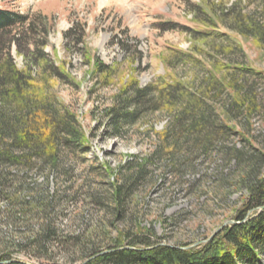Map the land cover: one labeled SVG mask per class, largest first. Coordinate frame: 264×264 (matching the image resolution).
Instances as JSON below:
<instances>
[{
  "label": "rangeland",
  "instance_id": "obj_1",
  "mask_svg": "<svg viewBox=\"0 0 264 264\" xmlns=\"http://www.w3.org/2000/svg\"><path fill=\"white\" fill-rule=\"evenodd\" d=\"M0 8L27 14L34 30L42 18L51 24L44 53L75 80L55 83L57 97L85 135L82 145L60 149L57 170L12 171L15 187L0 190V259L82 264L131 244L192 249L233 221L247 196L243 176H264V0H0ZM246 16L253 34L261 29L260 43L235 31L236 17L248 27ZM73 26L74 38L65 39ZM24 39L25 47L41 40L30 30ZM229 44L226 58L220 52ZM91 59L108 73L96 75ZM213 62L253 71L228 75L254 100L249 114L230 106L228 90L210 95L213 121H225L229 105L236 133L222 128L205 141L177 131L168 139L173 155H155L167 123L158 111L113 137L106 115L131 80L140 87L178 80L196 95L210 74H225Z\"/></svg>",
  "mask_w": 264,
  "mask_h": 264
},
{
  "label": "trees",
  "instance_id": "obj_2",
  "mask_svg": "<svg viewBox=\"0 0 264 264\" xmlns=\"http://www.w3.org/2000/svg\"><path fill=\"white\" fill-rule=\"evenodd\" d=\"M247 18V16H246ZM40 22V30L32 28L33 23L27 14L15 13L0 8V190L7 191L15 187L12 171H34L45 169L54 171L59 168L60 149L69 144L82 145L85 135L79 127L75 114L57 97L55 83L75 84L64 64L55 66L44 53L48 46L47 35L51 24ZM246 27L239 17L235 18V31L242 36H253L260 43L262 31L256 27L253 34L252 20ZM210 22V20H209ZM211 23V22H210ZM250 24V25H249ZM208 25V23H207ZM30 30L32 37L38 41H25L26 31ZM73 26L65 39H73ZM199 35L205 33L196 32ZM83 35V33H82ZM75 45L82 43L81 33L75 38ZM32 47V48H31ZM232 44L227 45L220 54L226 58L233 51ZM14 49L25 62L24 69H19L11 51ZM239 51L241 47L238 46ZM95 65L96 75H106L108 68L100 63ZM218 63V64H217ZM221 63V62H220ZM219 62L212 66L225 74L216 80L211 75L203 85L197 87L194 95L186 83L178 80L160 81L140 87L133 79L124 86L118 96H115L113 106L107 112L109 127L113 137H120L125 126L142 115L161 112L166 118V127L156 134L159 140L155 155L162 152L173 155L175 142L168 147L170 138L177 131L185 132L186 137H204L205 141L212 138L221 129L236 133L231 125L228 109L224 108L222 120L218 126L213 121L211 112V93L214 90L233 93L230 106L236 111H246L254 108V100L248 93L240 94L234 78L228 75L233 72H245L244 68H232ZM235 69V70H234ZM93 73V69H92ZM255 73V72H254ZM226 81V84L223 83ZM210 101V102H209ZM223 119V118H222ZM240 135V134H239ZM250 170L242 178L241 185L247 196L243 208L233 219L237 224L225 227L219 234L205 245L198 248L183 250L171 247H155L143 243L142 249L136 244L128 247L134 251L114 248L115 252L97 257L87 264H264V176L252 175ZM253 211L250 215L249 212ZM155 247V248H153ZM152 248L149 250H144ZM111 250V249H110ZM98 254V253H97ZM94 256V255H92ZM90 256V257H92ZM89 257V258H90ZM0 264H21L11 260L0 259Z\"/></svg>",
  "mask_w": 264,
  "mask_h": 264
},
{
  "label": "water",
  "instance_id": "obj_3",
  "mask_svg": "<svg viewBox=\"0 0 264 264\" xmlns=\"http://www.w3.org/2000/svg\"><path fill=\"white\" fill-rule=\"evenodd\" d=\"M264 210V206L258 208V211L261 212ZM253 211L249 212V215L252 213ZM237 224L236 222L234 221H228L226 223H224L222 226H220L215 232H213L211 234V236L203 243V244H206L208 243L210 240H212L217 234H219L225 227L227 226H232V225H235ZM157 247V246H155ZM153 247V248H155ZM191 247H186V248H182L183 250H188L190 249ZM122 249H128V250H136L134 248H129V247H125V248H122ZM149 249H152V248H147V249H144V250H149ZM117 250H108V251H104V252H101V253H98V254H95L94 256L90 257V258H87L82 264H87L88 262H90L91 260L97 258V257H100L102 255H105V254H109V253H112V252H115ZM136 251H141V250H136ZM12 262H18V263H21V264H26V263H22V262H19V261H12Z\"/></svg>",
  "mask_w": 264,
  "mask_h": 264
},
{
  "label": "bare ground",
  "instance_id": "obj_4",
  "mask_svg": "<svg viewBox=\"0 0 264 264\" xmlns=\"http://www.w3.org/2000/svg\"><path fill=\"white\" fill-rule=\"evenodd\" d=\"M102 1H104V0H102Z\"/></svg>",
  "mask_w": 264,
  "mask_h": 264
}]
</instances>
